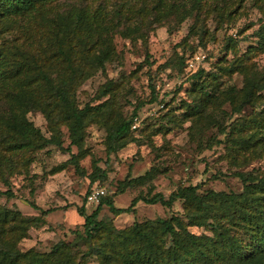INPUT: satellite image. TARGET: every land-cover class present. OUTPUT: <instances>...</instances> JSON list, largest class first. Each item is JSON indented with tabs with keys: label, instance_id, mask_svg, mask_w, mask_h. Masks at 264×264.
I'll use <instances>...</instances> for the list:
<instances>
[{
	"label": "rangeland",
	"instance_id": "374dc122",
	"mask_svg": "<svg viewBox=\"0 0 264 264\" xmlns=\"http://www.w3.org/2000/svg\"><path fill=\"white\" fill-rule=\"evenodd\" d=\"M194 2L52 0L42 7L44 10L53 6L52 15L82 12L94 21L86 29L94 33V39L89 40L86 47L76 45L77 62L81 61L80 57H97L109 47L116 52L105 70L96 71L77 88L79 107L108 101L114 104L113 117H117L119 114L130 116L138 103L145 101V104L132 126L135 141L119 151L107 152L104 127L95 123L88 127L87 152L80 159V171L69 162L71 152L49 145L34 154L35 159L27 173L16 172L11 177L13 196L4 193L9 186L0 178L1 206L42 219L40 226L30 228L29 237L19 242L21 250L34 248L50 253L53 245L60 241L74 242L75 231H82L85 221L78 208L85 204L86 211L91 213L98 206L99 202L88 201L89 194L95 190L104 189L105 194L100 198L110 196L117 207L127 208L140 194L161 192L168 198L179 187L188 185H198L201 195L211 190L241 193L244 184L234 173L250 172L262 176L264 155L253 158L255 153L251 150L245 154L236 153L235 142H230L231 135L238 134L235 127L255 113V105L235 112L227 97L222 96L216 103L219 108L213 110V120L197 116L186 118V115L195 113L189 108L194 102L192 94L204 95L201 85L193 84L192 75L198 70L203 69L210 76L220 72L221 65L232 66L240 57L243 71L235 70L219 78L222 88L231 86L236 90L244 86L246 74H264V47L259 44L256 34L264 18V0H204L201 13L192 10ZM30 18L19 17L15 24L18 32L25 35L24 46L37 52L43 44V50H38L42 59L53 61L59 67L65 66L63 60L51 56L58 45L49 32V25L37 18L38 30L34 25L26 27ZM194 24L197 32H205V37L194 33L189 36ZM86 30L80 29L78 34L83 36ZM230 37L235 39V47L228 46ZM181 56L185 57V63L179 68L175 64ZM167 62L173 65L162 68ZM109 81L113 82L111 91L98 98L101 88ZM151 83L156 85L159 100L149 103ZM257 96L264 101V90L257 92ZM28 117L43 133L51 136L42 111H30ZM193 124L196 129L191 136ZM61 128L64 147H71L68 128L65 125ZM222 129L227 132L223 133ZM72 152H78L76 146H72ZM59 166L62 167L60 170ZM96 166L107 176L91 183L89 175ZM148 170L154 171V177L143 182L134 181L120 190L123 181L143 176ZM31 203L41 209L34 208ZM43 209L50 211L43 213ZM184 212L183 200H178L172 207L139 201L133 210L119 215L105 205L100 218L124 229L135 221L171 218L173 215H181L187 222ZM189 230L198 235H212L210 227L189 226ZM81 264H99V260L87 257Z\"/></svg>",
	"mask_w": 264,
	"mask_h": 264
},
{
	"label": "trees",
	"instance_id": "16d2710c",
	"mask_svg": "<svg viewBox=\"0 0 264 264\" xmlns=\"http://www.w3.org/2000/svg\"><path fill=\"white\" fill-rule=\"evenodd\" d=\"M52 0H0V178L9 188L4 191L13 196L11 177L17 173H27L34 161V154L49 145H57L71 152L70 163L80 169V159L86 154L85 140L88 127L95 123L107 131L106 148L108 153L116 152L135 141L132 126L145 101L138 103L130 116L115 115L114 104L104 101L99 105L87 104L79 107L76 99L77 88L96 71L105 70L116 52L107 48L97 57L81 58L77 62L76 45L86 47L94 39V33L86 30L93 23L86 14L77 12L70 15L50 14L54 9L42 7ZM204 0H195L193 9L203 10ZM41 3L40 6L38 4ZM56 9V8H55ZM120 10L118 16H120ZM31 17L26 27H39L37 18L49 25V32L55 38L51 56L63 60L59 67L53 61L42 59L40 50L34 52L23 44V32L16 28L17 18ZM13 26V28H12ZM85 29L83 36L78 30ZM103 29H101L102 31ZM196 24L189 36L205 37L196 31ZM101 33H104L102 31ZM200 33V34H199ZM259 44L264 47V18L256 32ZM74 37L77 38L74 42ZM75 38V39H76ZM236 41L230 37L228 46L235 47ZM29 49V50H28ZM27 50L33 55L28 56ZM185 57L178 59L177 67L182 68ZM232 66L223 64L220 72L206 74L203 69L192 75L193 84H200L204 95H193L194 102L189 108L199 119L213 120L212 114L217 100L225 96L235 112L245 106L255 105V113L245 118L231 135L236 153L253 151V158L264 155V101L257 92L264 90V74H246V82L240 90L231 86L222 88L219 78L235 70L243 71L242 59ZM173 64L167 62L162 68ZM174 65V66H175ZM231 68V69H230ZM213 80H216L213 83ZM113 82L105 84L98 95L102 98L111 91ZM152 98L149 103L159 100L156 85L151 83ZM211 102V104H207ZM218 106V107H217ZM42 111L46 117L51 136H47L30 120V111ZM172 119L169 118L170 121ZM173 122H178L173 120ZM68 128L71 147H64L62 126ZM193 135L196 124L191 126ZM223 133L227 129H222ZM219 142H223L220 140ZM76 146L77 153L72 152ZM59 170L62 167H58ZM18 170V171H17ZM84 175V172H81ZM243 184L241 193L209 191L198 193V185L181 186L168 198L161 192L140 194L127 208L117 207L110 196L101 197L98 206L91 212L85 204L78 208L84 218L83 230L75 231L76 240L72 243L60 241L53 245L50 253L34 248L23 251L19 242L29 237V229L40 226L41 217L23 215L20 211L0 205V264H81L87 257H97L99 264H264V172L262 176L250 172H236ZM91 183L105 179L107 174L99 166L90 175ZM154 177V171L122 182L121 191L134 181L143 182ZM178 200L185 202L183 213L171 218L135 221L124 229L116 228L110 220L100 218L103 206H108L116 215L131 211L139 201L147 204L161 203L172 207ZM34 208L41 209L36 203ZM50 209L42 210L48 213ZM189 226L210 227L212 235H198ZM76 246V248H75ZM78 246L80 249H77ZM86 247L85 250H82Z\"/></svg>",
	"mask_w": 264,
	"mask_h": 264
},
{
	"label": "built area",
	"instance_id": "2783aa9c",
	"mask_svg": "<svg viewBox=\"0 0 264 264\" xmlns=\"http://www.w3.org/2000/svg\"><path fill=\"white\" fill-rule=\"evenodd\" d=\"M105 191L104 189L101 190H95L93 192H91L88 196V201L90 202H100V196L104 195Z\"/></svg>",
	"mask_w": 264,
	"mask_h": 264
}]
</instances>
